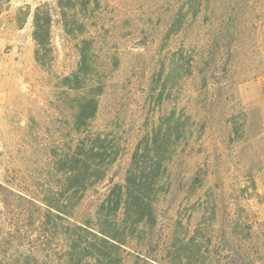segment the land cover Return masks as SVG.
Returning a JSON list of instances; mask_svg holds the SVG:
<instances>
[{"label": "trees", "instance_id": "trees-1", "mask_svg": "<svg viewBox=\"0 0 264 264\" xmlns=\"http://www.w3.org/2000/svg\"><path fill=\"white\" fill-rule=\"evenodd\" d=\"M77 1L78 20L63 18L65 33L81 36L72 47L76 65L67 74H54L51 87L66 95L78 138L76 143L67 145L61 157L53 159L55 174L61 173L59 186L31 189L28 178L16 175L0 180V264H127L126 258L131 254L128 249L133 250L136 258H141L143 254L134 248L142 247L141 242L154 229L158 193L170 189L172 173H183L191 168L189 185L197 187L207 181L212 190L208 211L212 229L203 237L200 234L203 227L197 225L186 244L163 255L167 256L166 263L177 264L186 259L193 264H257L261 259L254 238L259 231L246 200L251 195L249 190L257 194L254 170L258 167L244 174L242 180L234 179L228 173L223 149L216 143V137L209 147L206 143L205 129L214 117L213 107L230 97L222 94L221 89L231 65L211 62L213 54L208 49L192 52L183 46L164 60L161 47H153L156 37L152 35V39H148L143 33L138 44L150 43L154 60L146 95L157 109L166 93H170L172 86L167 89V83L172 79L175 85L190 79L199 96L214 89L217 92L201 97L202 115L194 116L187 111L188 106H182L179 101L168 112L151 120L130 152L122 180L114 182L111 168L125 149L120 131L111 125L117 97L109 99L115 87L114 75L120 66L119 53L114 46L101 42L105 39L102 32L97 35V41L88 30L94 14L98 13L100 0ZM66 4L72 6L69 0ZM162 6L173 11L165 38L183 28L187 15L193 17L213 8L208 0H180L175 4L162 0L160 6L149 12ZM51 22V15H43L40 8L36 9L34 56L41 65H48L54 57L55 48L50 43ZM151 22V19L147 21V28L153 29L155 23ZM224 35L230 36L228 31ZM224 47L229 50L230 44L224 42L221 48ZM104 103L111 109L109 119L98 123ZM231 104L228 103L229 111L223 123L228 130L227 143H233L234 148L244 144L246 114L234 111ZM208 130L215 131L212 127ZM102 186L106 188L101 193ZM225 187L231 193L228 197L223 196ZM217 190L218 193L213 194ZM90 191L98 193V197L91 201L88 211L79 212ZM230 203L235 209L229 213ZM147 258L144 261L147 262Z\"/></svg>", "mask_w": 264, "mask_h": 264}, {"label": "rangeland", "instance_id": "rangeland-1", "mask_svg": "<svg viewBox=\"0 0 264 264\" xmlns=\"http://www.w3.org/2000/svg\"><path fill=\"white\" fill-rule=\"evenodd\" d=\"M67 1L0 0V180L8 175L23 176L28 178L31 189L60 185L61 173L55 174L53 159L61 157L67 145L76 143L78 138L66 95L51 87L54 74H67L76 65L72 47L81 36L67 35L63 18L78 20L79 5L77 0H69L72 6H68ZM171 1L175 4L180 0ZM208 3L212 9L193 17L187 15L183 28L165 38L166 27L173 16L172 9L166 10L162 6L149 12L158 4L160 6L162 0H100L98 13L94 14L88 30L97 41V35L102 32L105 39L101 42L114 46L120 58L113 79L115 87H112L109 99L117 97L111 125L120 131V141L125 149L112 166L110 175L114 172V182L122 180L130 152L151 120L168 112L179 101L182 106H188L187 111L194 116L202 115L201 97L217 92L214 89L199 96L190 79L183 81L182 85H175L172 79L167 83V89L172 86L171 91L166 93L158 110L146 95L154 61L153 47H161L164 60L179 46L192 52L210 50L213 54L211 62L231 65L221 89L222 94L230 97L225 103L213 107L215 114L208 127L215 131L212 133L206 126V143L209 147L216 137V143L223 149L225 166L234 179L242 180L244 174L258 167L254 170L257 194L249 190L251 195L246 201L259 231L254 238L261 259L257 264H264V0H208ZM37 8L52 18L50 43L55 50L48 65H41L34 56V13ZM149 19L155 23L153 29L147 28ZM222 20L225 23H220ZM226 31L230 36L224 35ZM143 33L148 39L154 35L156 45L151 48L150 43L138 44ZM224 42L230 44L229 50L221 48ZM119 83L123 87H119ZM197 100L201 102L197 104ZM228 103H233L234 111L246 114L244 144L234 148L233 143H227L228 130L223 123L224 115L229 111ZM110 110V106L104 103L102 119L97 122L107 121ZM190 170L172 173L170 189L158 193L154 204L157 216L154 229L143 239L142 247L134 248L144 256L136 258L133 250L128 249L131 254L126 258L127 264H167V256L163 255L186 244L197 225L203 227L200 233L203 237L209 235L212 229L208 214L212 190H209L207 181L191 187ZM105 188L100 187L99 192ZM225 189L223 196L228 197L231 193ZM215 193L218 190L213 191ZM218 195L222 197V194ZM97 197L98 193L90 191L79 212L88 211L91 201ZM234 209L230 203L229 213ZM146 258L147 262L144 261ZM176 263L193 264V261L188 263V260L181 259V263Z\"/></svg>", "mask_w": 264, "mask_h": 264}]
</instances>
